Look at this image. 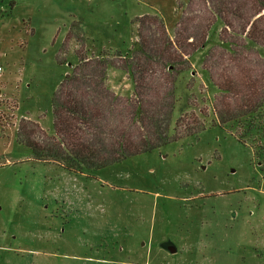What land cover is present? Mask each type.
Returning a JSON list of instances; mask_svg holds the SVG:
<instances>
[{
  "label": "rangeland",
  "instance_id": "374dc122",
  "mask_svg": "<svg viewBox=\"0 0 264 264\" xmlns=\"http://www.w3.org/2000/svg\"><path fill=\"white\" fill-rule=\"evenodd\" d=\"M14 1L0 19V264H264L257 140L241 141L240 125L221 124L222 94L210 78L264 73L262 48L246 40L259 16L249 0H240L246 21L228 15L234 32L216 15L219 0ZM81 20L106 47L94 49L101 43L88 40ZM79 58L111 64L105 84L120 98L112 107L121 122L124 100H139L141 63L160 91L139 97L144 107L157 111L173 86L170 129L182 135L196 121L204 129L82 173L34 157L17 140L20 124L33 127L41 143L56 136L52 95ZM98 97L102 123H111L109 99ZM166 240L178 251L161 247Z\"/></svg>",
  "mask_w": 264,
  "mask_h": 264
},
{
  "label": "trees",
  "instance_id": "16d2710c",
  "mask_svg": "<svg viewBox=\"0 0 264 264\" xmlns=\"http://www.w3.org/2000/svg\"><path fill=\"white\" fill-rule=\"evenodd\" d=\"M249 2L250 10L254 11L253 17L259 16L249 26L246 40L250 46L261 47L260 51L264 55V22L261 27L255 24L264 21V0H249ZM218 3L215 12L226 28L232 27L229 14L237 15L241 20L247 19L244 2L219 0ZM14 4V0H0V19L10 12ZM148 18L151 17L149 15L140 17V24L146 22ZM75 24L76 22L72 23L71 30L73 27L78 28ZM243 28H246V25H243ZM231 30L234 32L233 27ZM69 40L67 36L65 42ZM222 44H225L229 51L236 52L231 46L232 43L222 41ZM144 48L145 45L142 43L140 51L143 52ZM63 49L62 47L60 53L56 55L59 64L64 62V59H61ZM174 61L175 58L169 56L168 68H173ZM109 65L111 64L105 59L86 61L85 58H79V62L63 76L58 91L52 95L56 136L49 137L44 143L38 142L34 137L36 130L24 122L17 131L18 142L26 146L31 154L40 160H54L62 163L68 171L82 173L84 170L100 169L151 151L181 136L194 135L204 129V126H200L197 121L193 127L185 126L182 135H177L170 129L175 108L173 86L171 92L164 96L163 105L159 106L157 111L144 107V99L140 100V98L143 95L148 96L149 91L156 93L160 91L156 90L153 82L147 80L144 75L147 67H141V63L137 65L141 69L140 83L135 81V87H138L136 97L139 100L136 104L131 103L129 99L124 100L127 107L121 122L117 119L116 108L112 107L119 103L120 98L105 84ZM249 70H241L239 79L227 78L219 82L214 81L211 76L210 78L222 94L217 110L221 124L240 125L242 129L238 132V137L241 141L244 140L243 138L256 137L257 142L254 140L256 155L264 166V73L252 76ZM76 73H79L78 76ZM98 94H103L109 99L111 107L109 106L108 111L110 115H114L111 123H102L105 108L102 107L101 102L95 101V96L99 98ZM129 104L133 107L131 108Z\"/></svg>",
  "mask_w": 264,
  "mask_h": 264
},
{
  "label": "crops",
  "instance_id": "0c3cea01",
  "mask_svg": "<svg viewBox=\"0 0 264 264\" xmlns=\"http://www.w3.org/2000/svg\"><path fill=\"white\" fill-rule=\"evenodd\" d=\"M76 21H77V20H76ZM72 23H73V22L70 23L69 27L72 25ZM82 25H83V21L81 20V21H80V24H79L78 26L80 27V29H82V32H84V35L88 37V40L91 41V42L93 43V45H94V44H97V41H99V42L101 43L100 46L96 45V46H98V47L94 46V49L99 50L101 46H102L101 48L106 47L104 42H102L101 40H97V39H95V38L92 36L91 33H88L87 31H84ZM69 27H68V28H69ZM68 28H67V29H68ZM67 32H68V30H67ZM67 32H66V33H67ZM63 40H64V39H63ZM62 42H63V41H62ZM127 49H128V48H127ZM74 55H75V54H74Z\"/></svg>",
  "mask_w": 264,
  "mask_h": 264
},
{
  "label": "water",
  "instance_id": "95a60500",
  "mask_svg": "<svg viewBox=\"0 0 264 264\" xmlns=\"http://www.w3.org/2000/svg\"><path fill=\"white\" fill-rule=\"evenodd\" d=\"M161 247L165 248L171 253H175L178 251V246L172 240H166L161 243Z\"/></svg>",
  "mask_w": 264,
  "mask_h": 264
},
{
  "label": "built area",
  "instance_id": "2783aa9c",
  "mask_svg": "<svg viewBox=\"0 0 264 264\" xmlns=\"http://www.w3.org/2000/svg\"><path fill=\"white\" fill-rule=\"evenodd\" d=\"M0 71H1V67H0Z\"/></svg>",
  "mask_w": 264,
  "mask_h": 264
}]
</instances>
